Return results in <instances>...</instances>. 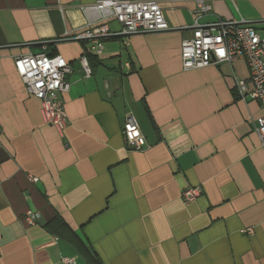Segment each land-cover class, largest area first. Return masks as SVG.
Here are the masks:
<instances>
[{"label":"crops","instance_id":"0c3cea01","mask_svg":"<svg viewBox=\"0 0 264 264\" xmlns=\"http://www.w3.org/2000/svg\"><path fill=\"white\" fill-rule=\"evenodd\" d=\"M98 1L0 0V264H264L261 110L236 94L248 68L183 71L180 58L195 22L264 35V0H209L200 17L193 0H157L169 29L104 39L87 76L89 41L73 37ZM26 54L70 66L62 134L15 72ZM129 115L142 150L124 139ZM186 188L200 197L184 204Z\"/></svg>","mask_w":264,"mask_h":264},{"label":"built area","instance_id":"2783aa9c","mask_svg":"<svg viewBox=\"0 0 264 264\" xmlns=\"http://www.w3.org/2000/svg\"><path fill=\"white\" fill-rule=\"evenodd\" d=\"M193 2L198 17L211 12L209 0ZM82 11L89 17L88 25L73 38L89 41V53L96 57L102 53V41L111 36L107 26L110 21L118 24V34L126 36L160 33L169 29L157 0H99L84 6ZM180 58L183 71L221 63L232 64L238 60L246 64L249 79L236 82V94L243 102L252 100L258 103L261 116L255 121L254 132L264 149V35L243 22L210 25L195 22L191 36L181 42ZM80 64L88 76L90 70L85 56L80 58ZM14 69L26 93L39 101L44 123L62 134L68 120L60 95L69 91L70 84L65 77L71 72L70 66L61 56L26 54L14 60ZM123 136L132 150H142L147 146L136 120L130 115L125 119ZM31 181L36 182V179L32 178ZM200 195L199 188H186L181 193V200L184 204H190ZM24 220L27 224L33 223L31 212L26 213ZM60 264L77 263L73 258L62 257Z\"/></svg>","mask_w":264,"mask_h":264},{"label":"trees","instance_id":"16d2710c","mask_svg":"<svg viewBox=\"0 0 264 264\" xmlns=\"http://www.w3.org/2000/svg\"><path fill=\"white\" fill-rule=\"evenodd\" d=\"M85 57H86V59H87L88 65H90V63H91L93 60L96 59V56L91 55V54H88V55H86Z\"/></svg>","mask_w":264,"mask_h":264},{"label":"water","instance_id":"95a60500","mask_svg":"<svg viewBox=\"0 0 264 264\" xmlns=\"http://www.w3.org/2000/svg\"><path fill=\"white\" fill-rule=\"evenodd\" d=\"M109 37L123 38V37H127V36L119 34V35L109 36ZM109 37H107V38H109Z\"/></svg>","mask_w":264,"mask_h":264}]
</instances>
